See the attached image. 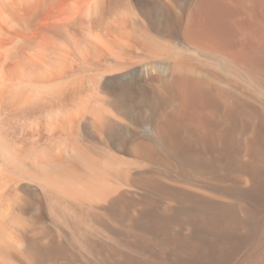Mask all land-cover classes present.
<instances>
[{
  "label": "rangeland",
  "instance_id": "1",
  "mask_svg": "<svg viewBox=\"0 0 264 264\" xmlns=\"http://www.w3.org/2000/svg\"><path fill=\"white\" fill-rule=\"evenodd\" d=\"M56 1L51 13L58 12L62 2L69 4L74 0ZM114 1L104 0L103 7L109 2L107 6L112 7L102 8L107 14L102 12L101 15L108 19L104 23H108L97 28L92 35L94 39L90 40L98 48L104 45V50L96 58L90 53L85 61L91 64L96 61L94 65L101 66L115 64L119 57L125 60L118 62L126 63L127 70L107 74L103 80H116V85L126 81L125 84L133 88L129 95V103L133 105L127 107L128 103L127 106L124 103L123 109L116 112L121 113L118 114L121 120L117 117L121 136L105 135L107 148L120 156L119 162L124 163L120 162L126 174L123 173V180L121 178L122 182L118 183L116 195L85 208L87 227L82 230L74 227L69 232L60 229L57 233L42 209L44 223L42 219L35 223L46 224L45 227L55 232L53 236L45 234L42 238V245L49 250L48 257L56 258L54 264H264V160L263 149L259 147L264 137V120L261 115L250 132L251 122L245 108L242 109L251 98L252 89L247 81L249 60L264 59V0ZM123 1L130 5L131 12L114 15L111 11L115 5L119 10L120 4L127 8ZM117 9L115 7L114 11ZM44 17L42 12L37 17L38 23L46 26L50 20ZM118 27L124 29L120 28L119 32ZM114 29L118 32L113 33ZM127 31H133L136 39L130 33L131 39H127ZM148 33L164 44V51L150 53L155 59L148 52L143 53L145 49L140 44ZM119 35L124 42L119 41ZM141 36L142 40L139 39ZM98 37L112 41L106 42L110 47L114 46L112 52L124 50L128 56L115 58L107 49L109 45L104 42L108 45L106 48L105 44H100L102 40L100 42ZM167 49H170L171 57L168 53L165 57ZM129 55L140 60L133 58L131 63ZM71 56L70 59L67 57V62L73 65L67 63V75L70 71L76 73L83 62L73 56L71 59ZM181 56L190 58L194 67H198L204 77L213 79L221 89H216L214 104L207 102L206 97L198 100L202 104L194 109L197 108L199 114L204 112L200 115L205 121L204 124L199 122V126L196 112L190 110L191 96L186 95L184 101L178 99L176 77L170 73L173 61ZM161 73L165 78L160 76ZM257 87V91L256 86L253 87L255 93L264 96V79ZM222 90L230 94L222 95ZM154 93L164 96L161 108L157 110L155 103L152 106L150 103L156 96ZM198 106L204 109L200 112ZM165 118L171 119L173 124L167 136H163L158 127ZM190 122L198 127L196 124V128L193 127ZM183 127L186 129L182 131ZM93 137L98 142L101 140L98 134L94 133ZM24 187L31 188L27 184ZM74 232L77 237L71 242L67 237ZM17 262L28 264L24 260Z\"/></svg>",
  "mask_w": 264,
  "mask_h": 264
},
{
  "label": "bare ground",
  "instance_id": "2",
  "mask_svg": "<svg viewBox=\"0 0 264 264\" xmlns=\"http://www.w3.org/2000/svg\"><path fill=\"white\" fill-rule=\"evenodd\" d=\"M56 2V0H0V264H19L17 261L21 260L28 262V264H54L56 258L48 257L49 250L42 245V238L45 234L53 236L55 232L45 227L46 224L42 226L35 223L36 220L42 219L41 212L45 211L57 233L60 229L69 232L74 227L82 230L81 228L87 224L85 208L116 195L125 171L122 170L124 166L121 165L122 161L119 162L120 156L117 157V154L115 156L107 148V136L105 135L112 137L120 133L117 122L120 119L118 114L121 113L117 114L116 112L121 110L124 103L125 105L128 103L129 106L126 105L127 107L133 105L129 103V95H131L133 88L130 87L131 85H126V81L123 83L119 81L116 85V80L112 82L109 80L110 82H108L103 78L107 74L111 75L127 70L126 63L118 62L121 60L120 57L118 60L115 58L128 55L124 53V50H119L117 53L112 52L114 46L110 47L108 44L110 41H104L102 38L101 42V36H99L100 44L108 42L106 44L109 47L107 48L108 45L106 46V44L105 46L109 49L110 54L115 55L116 63L96 66L94 65L96 61L92 64L85 61L90 53L96 58L104 50V45L102 48H98L97 44L93 41L90 42V40L94 39L92 35L97 28H100L101 25H107L108 22L104 23L107 18L101 13L104 12V9L106 10L105 7L110 5V2L104 7V0H74L69 4L62 2L61 8L57 7L58 12L56 10L55 13L53 11L51 13V9L56 7ZM120 3L122 2L120 1ZM124 3L123 6L127 2ZM52 5L55 7L52 8ZM120 6L119 10L115 5L117 10L114 11V7L111 12L115 15L130 11V5H126L127 8L125 6L122 8V4ZM47 9L50 13L46 11ZM42 12L46 16L44 18L50 20L49 23L46 22V26L38 23L37 17L41 16ZM113 14L111 15L113 16ZM114 22L118 24V22ZM120 28L118 27V30ZM115 29L113 33L118 32ZM131 32L133 31L126 32L128 33L126 38H130V33L136 39L135 29L134 34ZM100 34L102 35V33ZM90 35L92 39L85 40ZM126 38L125 41H127ZM142 38L143 36L139 37L140 40ZM96 39L97 36L95 42L98 41ZM159 40L157 36L151 33L146 34L144 40L140 41L145 49L143 53L148 52L150 56V53L163 50L164 44ZM119 41L124 42V39L121 38ZM100 44L99 46H101ZM125 44L124 48H127L128 45L125 46ZM121 47H123V43ZM168 51L170 49H167V52L165 50L166 53L164 52V54L171 52ZM152 54L151 56L155 59V55ZM69 55L75 57V60L79 59L78 61H80L81 59L83 65L78 66L76 73L70 71L67 75L65 70L70 63L67 62ZM142 55L140 56L142 57ZM130 58L131 63L133 58L135 61L140 60L138 58L136 60L135 57ZM187 59L185 56L176 58L173 61V67L171 66V72L168 69L166 71L176 77V82L174 79L176 84H174L177 87L174 86V88L179 92L178 99L184 101L186 95L191 96L192 105L190 103L189 106H192V109L190 110L196 112L199 126L205 122L201 116L204 112L202 114L200 110L205 108V103L204 108H200L202 105L198 106L201 115L194 107L202 104L199 102L202 97L209 99H206L207 102L216 101V93L221 89L213 79L204 77L197 70L198 67H194V62L189 61L190 58ZM196 60L198 61V59ZM121 61L125 60L122 59ZM166 71L165 73H168ZM143 73L145 71L139 75ZM160 76L165 75L161 73ZM126 79L128 80V78ZM263 79L264 59H250L247 81L250 90L252 89L251 94H249L251 98L247 106H242L251 122L250 132L255 129V124L257 125L261 115L264 120V96L255 93V90L258 89L257 86L262 83ZM209 85L211 88H208ZM255 86L256 88L253 90ZM160 87L162 88V86ZM222 92V95L230 94L228 91L222 90ZM219 94L221 93L219 92ZM219 94L218 96H220ZM155 95L153 101L149 102L151 106L152 103H155L157 110L161 108L163 95ZM206 100L203 101L206 102ZM196 102L199 103L195 104ZM173 109L172 107V112ZM210 110L212 111V109ZM112 118L114 119L112 120ZM194 124L190 122L193 127H195ZM158 127L162 135L167 136L168 130L173 127L172 120L165 118ZM185 127L187 126L185 125ZM185 127L182 128V131L186 129ZM94 133L101 137L99 142L93 137ZM163 139L165 140L164 137ZM251 144L254 146L253 143ZM259 147L263 149L262 158L264 160V137L262 146ZM25 184L31 188L24 187ZM74 234L75 232L67 234V239L75 242L77 236L75 237ZM64 239L67 241L66 238Z\"/></svg>",
  "mask_w": 264,
  "mask_h": 264
},
{
  "label": "crops",
  "instance_id": "3",
  "mask_svg": "<svg viewBox=\"0 0 264 264\" xmlns=\"http://www.w3.org/2000/svg\"><path fill=\"white\" fill-rule=\"evenodd\" d=\"M164 219V218H163Z\"/></svg>",
  "mask_w": 264,
  "mask_h": 264
}]
</instances>
